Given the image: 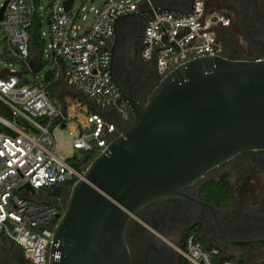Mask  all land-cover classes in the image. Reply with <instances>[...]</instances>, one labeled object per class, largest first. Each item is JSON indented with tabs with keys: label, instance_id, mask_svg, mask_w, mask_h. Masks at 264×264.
<instances>
[{
	"label": "built area",
	"instance_id": "obj_1",
	"mask_svg": "<svg viewBox=\"0 0 264 264\" xmlns=\"http://www.w3.org/2000/svg\"><path fill=\"white\" fill-rule=\"evenodd\" d=\"M5 1L0 20L2 57L9 64H20L23 71L0 66V104L11 112L10 116L0 114V236L7 245L21 249L32 264H48L54 229L66 200L64 188L59 195L52 190L82 177L88 164L82 155L102 152L111 138L121 133L120 119L124 124L131 119L130 108L109 71L116 21L143 4L153 7V0H99L98 7H90L94 12L90 24L85 12L87 4L96 0H81L78 7L74 0L68 11L66 0H49L48 30L41 31L47 42L41 59L49 61V68L33 62L29 34L37 12L46 20V0L39 5L36 0H0V9ZM230 24V16L206 0H195L187 14L154 11L142 35L141 57L147 62L155 60L161 76L193 56L224 54L220 30ZM48 69L54 73L49 83L59 81L75 88L101 112L90 103L73 100L66 108L57 105L47 90ZM3 73L7 76H1ZM73 120L77 126L68 127ZM62 128L68 129L76 151L70 158L58 152L57 131ZM33 197L52 199L53 203L37 202ZM181 252L189 264H242L223 257L216 246H205L195 234L186 237Z\"/></svg>",
	"mask_w": 264,
	"mask_h": 264
},
{
	"label": "water",
	"instance_id": "obj_2",
	"mask_svg": "<svg viewBox=\"0 0 264 264\" xmlns=\"http://www.w3.org/2000/svg\"><path fill=\"white\" fill-rule=\"evenodd\" d=\"M73 1L64 2L66 11ZM194 2L167 6L153 0V7L143 4L121 15L109 46L111 56L119 47L121 32L135 22L145 19L146 26L154 11L187 14ZM7 3L0 9V20ZM125 20L129 22L121 28ZM109 71L131 119L128 128L88 162L72 188H64V210L54 229L48 264H134L127 237L130 223L155 202L189 200L209 209L218 224V207L191 189L199 192L214 170L242 152L264 151V56H193L161 75L142 101L122 86L111 66ZM53 77L48 69L45 82ZM63 87L86 97L71 86ZM25 187L35 194L29 184ZM32 199L53 203L52 199ZM0 253L1 264H15L2 236Z\"/></svg>",
	"mask_w": 264,
	"mask_h": 264
},
{
	"label": "flooded vegetation",
	"instance_id": "obj_3",
	"mask_svg": "<svg viewBox=\"0 0 264 264\" xmlns=\"http://www.w3.org/2000/svg\"><path fill=\"white\" fill-rule=\"evenodd\" d=\"M206 1L231 18L230 26L220 30L228 57L264 56V0ZM188 2L157 0L167 6ZM144 27L145 19H141L122 31L119 47L110 59L117 80L140 101L160 77L155 63L141 57ZM127 128V124L120 126L121 131ZM221 180L229 183L232 200L224 206L211 203L218 207V224L209 209L184 199L155 202L142 209L131 221L127 235L134 264H184L187 258L181 249L189 234H195L207 247L220 248L223 257L242 264H264V151L242 152L214 170L204 185ZM66 186L55 187L52 192L57 194ZM202 188L191 192L200 198ZM11 251L15 264H32L21 249Z\"/></svg>",
	"mask_w": 264,
	"mask_h": 264
},
{
	"label": "trees",
	"instance_id": "obj_4",
	"mask_svg": "<svg viewBox=\"0 0 264 264\" xmlns=\"http://www.w3.org/2000/svg\"><path fill=\"white\" fill-rule=\"evenodd\" d=\"M37 4L39 5L41 3V0H36ZM43 23H44V16L37 12L32 25L29 28V34H30V48L31 52L33 54V62L36 65H40L41 67H46L49 64V61H43L41 59V55L44 51V48L46 46V39L41 36V31L43 29ZM1 76L6 77L7 75L5 73L1 74ZM47 90L49 92L50 97L56 102L61 104V107L66 108L67 102L65 101V96L67 94L64 93V87L62 83L59 81H53L47 85ZM82 101L81 98H79ZM58 105V104H57ZM0 114H3L5 116H10L11 112L9 108H7L5 105L0 104ZM3 125L0 123V127ZM98 153L92 152V153H84L82 156L83 159H86L87 162H89L93 157H95ZM74 182H68L67 183V189L70 190L73 186ZM62 190L57 191V195L61 194ZM200 198L210 202L215 203L216 205L224 206L228 205L232 200V192L230 191V185L226 180L221 181H209L207 182L201 191ZM8 246L11 249H18L15 245ZM184 264H188V261L184 259Z\"/></svg>",
	"mask_w": 264,
	"mask_h": 264
},
{
	"label": "rangeland",
	"instance_id": "obj_5",
	"mask_svg": "<svg viewBox=\"0 0 264 264\" xmlns=\"http://www.w3.org/2000/svg\"><path fill=\"white\" fill-rule=\"evenodd\" d=\"M80 3H81V0H77L76 1V6L78 7ZM100 4H101V1H99V0H96L95 2H92V3H88L87 4V11L85 12L89 16V20L87 21V24H90L91 21L93 20V17H94V12L93 11H89L90 10V7H92V6L98 7ZM48 5H49V0H46L44 2V10H43V12L46 11L47 12V16H48V14L50 12V9L48 8ZM43 29L44 30H48V23H47L46 20L43 23ZM2 38H3V33L1 32L0 33V66L3 67L4 69H10L12 71L22 72L23 71V67L20 64L15 63V62H12L11 64H9V62H7V61H5L3 59V57H2V52H3V42H2ZM45 68H49V67L46 66ZM27 78L30 79L31 76L28 74L27 75ZM64 93L67 94L65 96V101L67 103L69 101L73 100V101H77V102H80V103L89 104V100L86 97L82 96L81 94L80 95L78 93L75 94L72 91H70L69 89H65L64 90ZM76 96H79V98H81L82 101L80 99H78V97H76ZM57 104L59 106H61L60 103L57 102ZM94 108L96 110V107H94ZM74 125L77 126V123H76L75 120H73L72 122H70V124L68 125V127H71V126H74ZM57 137H58V145H59V148H58L59 154L65 156V157H68V158L74 156L76 154V151L72 147V138L69 135L68 129H63V128L62 129H59L57 131ZM2 258L3 257H2V255L0 253V260Z\"/></svg>",
	"mask_w": 264,
	"mask_h": 264
},
{
	"label": "crops",
	"instance_id": "obj_6",
	"mask_svg": "<svg viewBox=\"0 0 264 264\" xmlns=\"http://www.w3.org/2000/svg\"><path fill=\"white\" fill-rule=\"evenodd\" d=\"M128 22H129V21H127V20H125V21H121V22H120V27H121V28H124V26H126V25L128 24ZM60 83H62V85H66V84L63 83V82H60Z\"/></svg>",
	"mask_w": 264,
	"mask_h": 264
}]
</instances>
